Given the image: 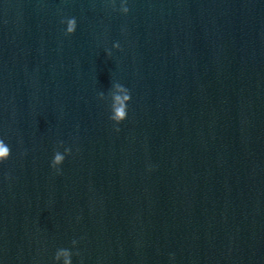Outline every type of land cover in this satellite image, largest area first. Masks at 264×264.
I'll return each instance as SVG.
<instances>
[{"label":"water","instance_id":"water-1","mask_svg":"<svg viewBox=\"0 0 264 264\" xmlns=\"http://www.w3.org/2000/svg\"><path fill=\"white\" fill-rule=\"evenodd\" d=\"M0 139V264H264V0H0Z\"/></svg>","mask_w":264,"mask_h":264},{"label":"clouds","instance_id":"clouds-1","mask_svg":"<svg viewBox=\"0 0 264 264\" xmlns=\"http://www.w3.org/2000/svg\"><path fill=\"white\" fill-rule=\"evenodd\" d=\"M126 5V3H124ZM123 11L127 14L129 12V9L127 6H125L123 8ZM77 28V22L75 18H69L67 20V34L68 35H72L75 33ZM114 88H125L120 84H114L113 85ZM127 91V94L125 96H123L122 98L117 95L114 97V100L116 102L117 105H119L118 107H114V115L111 117V119L115 122L116 125L121 124L123 121L126 120L127 118V105L124 104L122 101H130L131 96L130 93L127 89H125ZM69 153L71 152V150H66ZM10 148L9 146L4 142V140L0 139V163L5 162L9 159L10 157ZM65 160V156L62 155L60 152H56L54 154L53 160H52V164L51 167L54 168L55 166H59L61 164L64 163ZM56 170L58 171L59 168H56ZM63 252V254L65 256H68V253L66 250H61ZM65 264H70V260L66 259L65 260Z\"/></svg>","mask_w":264,"mask_h":264}]
</instances>
